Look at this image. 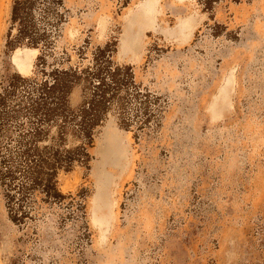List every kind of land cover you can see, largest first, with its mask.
<instances>
[{"label": "rangeland", "instance_id": "1", "mask_svg": "<svg viewBox=\"0 0 264 264\" xmlns=\"http://www.w3.org/2000/svg\"><path fill=\"white\" fill-rule=\"evenodd\" d=\"M62 2L63 67L106 49L134 84L59 171L61 204L16 225L0 189V264H264V0ZM12 3L0 81L34 77L41 53L8 50ZM84 100L76 86L69 106Z\"/></svg>", "mask_w": 264, "mask_h": 264}, {"label": "trees", "instance_id": "2", "mask_svg": "<svg viewBox=\"0 0 264 264\" xmlns=\"http://www.w3.org/2000/svg\"><path fill=\"white\" fill-rule=\"evenodd\" d=\"M62 7V0L12 3L8 50L29 46L41 51L34 77L4 73L0 81V189L16 225L42 217L45 206L66 199L58 188L59 171L87 159L85 146L92 143L94 129L134 84L132 69L113 64L106 49H98L86 67H63L66 59L55 50L65 20ZM79 85L85 100L72 110L69 97ZM69 135L83 145L64 148Z\"/></svg>", "mask_w": 264, "mask_h": 264}, {"label": "crops", "instance_id": "3", "mask_svg": "<svg viewBox=\"0 0 264 264\" xmlns=\"http://www.w3.org/2000/svg\"><path fill=\"white\" fill-rule=\"evenodd\" d=\"M177 1V0H176Z\"/></svg>", "mask_w": 264, "mask_h": 264}]
</instances>
